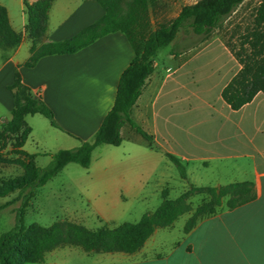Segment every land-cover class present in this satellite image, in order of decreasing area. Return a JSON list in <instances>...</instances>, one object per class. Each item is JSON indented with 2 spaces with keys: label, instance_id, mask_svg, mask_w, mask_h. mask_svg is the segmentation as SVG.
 Returning <instances> with one entry per match:
<instances>
[{
  "label": "crops",
  "instance_id": "0c3cea01",
  "mask_svg": "<svg viewBox=\"0 0 264 264\" xmlns=\"http://www.w3.org/2000/svg\"><path fill=\"white\" fill-rule=\"evenodd\" d=\"M26 1L33 4L40 0L0 1L12 28L22 35L15 49L3 51V89L12 96L6 106L12 111L14 98L7 87L19 72L23 84L54 111L62 128L56 129L65 135L60 138L68 143L64 137L73 139L71 148L93 141L114 106L120 77L135 51L124 33L114 32L76 53L44 56L35 67L27 68L23 64L31 56L32 40ZM105 13L97 0H55L43 43L72 39ZM219 50L206 75L201 74L206 65H190L193 57L185 62L176 60L174 67H161L155 61V71L132 110V118L139 126L147 120L164 122L161 130L152 133L141 127L154 136L165 156L169 153L180 159L189 179L193 174L191 182L196 186L207 185L198 175L199 169L216 166L228 177L215 179L212 187L251 182L255 199L220 211L188 233H176L173 226L159 228L138 252L108 253L100 258L103 264H264V93L233 110L222 91L241 65L225 44ZM204 79L209 82L202 87ZM127 126L121 128L122 136L129 129L135 131Z\"/></svg>",
  "mask_w": 264,
  "mask_h": 264
},
{
  "label": "trees",
  "instance_id": "16d2710c",
  "mask_svg": "<svg viewBox=\"0 0 264 264\" xmlns=\"http://www.w3.org/2000/svg\"><path fill=\"white\" fill-rule=\"evenodd\" d=\"M54 1L40 0L33 4L25 2L27 29L32 47L31 56L23 66L33 68L42 57L48 55L76 53L114 32H122L127 36L135 51V57L120 77L114 106L104 118L94 140L83 141L76 148L58 150L51 155V161L45 168L37 165L36 154L24 149L32 134L27 117L40 114L47 118L53 127L62 128L55 118L54 111L43 97L33 94L23 84L19 72H16L13 84L7 87L13 95L14 106L11 119L0 128V164L17 163L24 169V174L15 179H0V198H6L18 191L23 195V200L16 211L15 226L0 236V264L44 262L47 253L64 246H77L86 252L133 254L144 247L157 229L172 226L180 216L189 212L190 206L186 201L193 195L206 193L210 196L208 202L196 209V216L205 212L211 216L216 215V209L221 207L226 197H229V209L240 207L255 199L251 182L232 183L222 187L192 186L175 200L169 199L168 191L165 190L164 200L154 213L144 215L137 223L125 222L117 228L103 226L88 229L72 222H56L49 227L36 223L27 226L26 210L36 191L60 174L70 163L89 168L93 151L98 146H120L123 142V126L129 125L151 147L158 150L154 136L147 133L132 118V110L147 80L155 71L158 52L170 45L183 27L192 28L196 34L207 39L246 2L199 0L193 5L184 6L169 24L152 32L150 10L155 0H130L124 3L122 0H97L106 12L99 22L72 39L44 44L49 11ZM21 40V33L11 26L7 9L0 5V46L3 51L15 49ZM227 47L241 65V69L224 87L222 97L233 110H239L250 103L258 93H264V0L255 7L251 22L240 36V46L237 48L228 42ZM10 155H15L16 158H10ZM166 156L177 167H183L176 156L169 153H166ZM181 174L185 176L182 171ZM11 203L9 201L0 205V210ZM194 219L187 222L184 229L186 233L196 226Z\"/></svg>",
  "mask_w": 264,
  "mask_h": 264
},
{
  "label": "rangeland",
  "instance_id": "374dc122",
  "mask_svg": "<svg viewBox=\"0 0 264 264\" xmlns=\"http://www.w3.org/2000/svg\"><path fill=\"white\" fill-rule=\"evenodd\" d=\"M126 1L130 0H122L123 3ZM198 1L155 0L150 10V30L154 32L159 27L169 24L184 6L193 5ZM260 1L246 0L222 27L215 30L207 39L196 34L192 28H181L173 42L158 52L155 61H158L161 67L164 65L174 67L177 61L185 62L193 57L190 65H206L201 71L202 75H206L207 66L216 51L221 53L219 47L222 44L227 46V43L231 42L237 48L240 46V36L251 22L254 9ZM2 69L3 47L0 46V71ZM208 82L204 79L201 83L202 87L207 86ZM8 97L12 100V96L3 89V72H1L0 128L11 119V111L6 106ZM168 112L169 110L165 114L168 115ZM27 122L33 130L24 149L37 155L36 163L41 168L49 165L52 154L60 149H71V145L75 143L69 137L64 138L70 140V143L60 138L65 135L53 127L43 115L28 116ZM163 124V121L155 124L147 120L141 122L140 126L152 133L157 129L161 130ZM130 130L122 136V145L98 146L93 151L89 168L70 163L60 174L39 188L27 207L25 224L28 226L36 223L49 227L56 222H72L88 229L103 226L117 228L125 222L137 223L144 215L154 213L164 200L165 190L168 191V198L175 200L192 186H196L191 182L194 179L193 174L189 179L186 168L184 166L179 168L170 161L161 152L163 149L161 146L157 144L158 150L152 148L144 138ZM77 145L79 147L81 144ZM10 149L11 146L8 147V150ZM10 158L16 156L10 155ZM197 173L207 184L202 187H211L215 179L221 181L228 177L216 166H211L210 169L200 168ZM23 174L24 169L17 163L0 164V179H15ZM22 200L23 195L18 191L6 198H0V205L12 202L11 205L0 210V236L15 226L16 211L21 206ZM209 200L210 196L206 193L189 197L186 202L190 206V211L177 219L172 225V230L179 233L193 218L195 225H198L212 217L208 212L196 216V209ZM228 200L229 197L223 199L221 207L216 209L217 213L229 209ZM108 255L101 251L86 252L77 246H64L47 253L44 262L27 264H103L100 258H106Z\"/></svg>",
  "mask_w": 264,
  "mask_h": 264
}]
</instances>
